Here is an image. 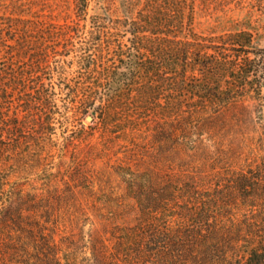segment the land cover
Here are the masks:
<instances>
[{"label": "trees", "instance_id": "trees-1", "mask_svg": "<svg viewBox=\"0 0 264 264\" xmlns=\"http://www.w3.org/2000/svg\"><path fill=\"white\" fill-rule=\"evenodd\" d=\"M73 3V23L0 14V241H8L0 264H25L24 244L11 237L23 232L26 211L54 215L65 201L89 220L85 205L122 204L98 195L83 166L67 179L64 156L61 180L46 189L20 182V164L57 176L53 149L75 140L58 138L53 120L70 112L104 119L109 159L118 156L116 173L138 210L108 239L71 232V254L81 244L84 264H264V48L248 30L196 33V0H143L122 20L91 19L90 0ZM127 34L128 48L66 55L58 45ZM132 157L144 170L128 166ZM39 249L40 264H63L55 236Z\"/></svg>", "mask_w": 264, "mask_h": 264}, {"label": "rangeland", "instance_id": "rangeland-1", "mask_svg": "<svg viewBox=\"0 0 264 264\" xmlns=\"http://www.w3.org/2000/svg\"><path fill=\"white\" fill-rule=\"evenodd\" d=\"M143 0H90L89 16L92 18L108 17L112 20H122L132 16L141 5ZM74 0H0V14L18 15L28 19H39L48 22L65 23L66 21L76 22V13L74 10ZM195 8V31L204 36L222 35L227 32L248 30L255 37L254 45L264 48V0H196ZM90 19L87 27L91 26ZM85 22L83 21V24ZM90 36L78 38L73 36L68 41H61L58 45L65 46L67 49L63 54H76L81 48L102 47L106 50L109 47L116 46L128 48L131 45L130 35L127 34L123 39L115 41L101 40L93 41ZM109 46V47H108ZM62 97V96H61ZM61 104L68 100L70 95L64 96ZM70 118L66 116H57L53 120L56 126L58 138L67 135L74 139V144L67 145L64 149H53L50 157L49 167L53 168L56 174V160L61 156L67 161L63 169L66 178L76 176V169L83 166V174L91 175L95 180V189L97 194L108 193L122 202L121 206H104L90 209L85 205L89 220L84 216L76 217L68 208V203H61V208L56 214L45 213L41 210L35 212L34 216L29 215L28 211L23 216V232H17L12 240L20 248L24 244L25 264H40L44 255L40 252L44 238L55 236L56 242L60 245V257L63 264H70L74 260L84 264L85 254L83 245H79L77 255L71 254V247L67 244L66 239L71 232L85 233L91 232L93 235L100 236L104 239L111 238V230L116 226H130L136 222L138 210L135 202L126 196L125 185L116 173V167L120 162L118 156L112 155L106 150L105 144L107 136L103 133L102 126L104 119L95 118L88 120L80 114L69 113ZM64 133V134H63ZM28 136V134H24ZM118 147L116 146V149ZM123 157L122 154H119ZM128 166L133 170L139 167L138 158L132 157L130 160L125 159ZM144 170V166L139 167ZM54 178L48 177L44 171L34 173L24 168L20 164V182L28 184L37 182L40 188L46 189L49 184L54 183L52 180H61V175L56 174ZM62 184V181H60ZM63 187V185H61ZM46 192V190H45ZM78 198L86 203L85 195L79 194ZM122 200V201H121ZM45 201L40 204L43 205ZM51 203V201H50ZM113 211V215L111 214ZM107 214V215H106ZM34 223V231L37 237L29 236L28 231L31 223ZM42 228V233L41 229ZM45 228V229H44ZM32 229V227H31ZM8 244L7 239L0 241L1 246Z\"/></svg>", "mask_w": 264, "mask_h": 264}, {"label": "water", "instance_id": "water-1", "mask_svg": "<svg viewBox=\"0 0 264 264\" xmlns=\"http://www.w3.org/2000/svg\"><path fill=\"white\" fill-rule=\"evenodd\" d=\"M87 118H88V120H91L92 119V116H88Z\"/></svg>", "mask_w": 264, "mask_h": 264}]
</instances>
